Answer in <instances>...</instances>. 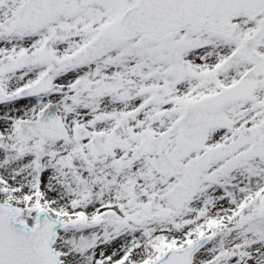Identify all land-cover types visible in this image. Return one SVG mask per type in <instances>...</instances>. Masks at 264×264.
I'll use <instances>...</instances> for the list:
<instances>
[{
  "label": "snow or ice",
  "instance_id": "6c2138e0",
  "mask_svg": "<svg viewBox=\"0 0 264 264\" xmlns=\"http://www.w3.org/2000/svg\"><path fill=\"white\" fill-rule=\"evenodd\" d=\"M0 264H264V0H0Z\"/></svg>",
  "mask_w": 264,
  "mask_h": 264
}]
</instances>
